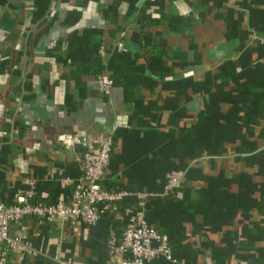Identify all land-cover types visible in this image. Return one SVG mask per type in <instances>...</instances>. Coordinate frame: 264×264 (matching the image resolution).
<instances>
[{
    "label": "crops",
    "instance_id": "obj_1",
    "mask_svg": "<svg viewBox=\"0 0 264 264\" xmlns=\"http://www.w3.org/2000/svg\"><path fill=\"white\" fill-rule=\"evenodd\" d=\"M61 132L111 135L102 186L145 193L173 264H264V0H0L1 202L28 181L36 202L69 199L81 149ZM138 203L90 226L26 217L8 227L23 246L0 249L6 264H118L107 233Z\"/></svg>",
    "mask_w": 264,
    "mask_h": 264
},
{
    "label": "built area",
    "instance_id": "obj_2",
    "mask_svg": "<svg viewBox=\"0 0 264 264\" xmlns=\"http://www.w3.org/2000/svg\"><path fill=\"white\" fill-rule=\"evenodd\" d=\"M115 48L125 52L127 49L121 39L115 41ZM98 53H103L99 47ZM98 88L106 92L112 80L99 74L96 77ZM56 141L63 148L78 146L80 150L81 175L73 182L70 197L52 203H39L32 199L33 181H28L27 188L17 191L10 203L0 201V242L3 247L12 249L23 246L22 236L11 234L8 227L11 223L33 217L47 222L78 221L85 226L93 225L100 217L113 209L127 197L139 201L136 206H129L126 211L124 227L119 234L109 230L106 244L109 259L118 264H144L147 261L165 260L174 263L167 244V236L157 231L145 219V193L125 188H106L101 179L109 162L112 145L111 135H76L61 132ZM179 177L167 174L165 188L178 187ZM6 249H0V264H6Z\"/></svg>",
    "mask_w": 264,
    "mask_h": 264
},
{
    "label": "trees",
    "instance_id": "obj_3",
    "mask_svg": "<svg viewBox=\"0 0 264 264\" xmlns=\"http://www.w3.org/2000/svg\"><path fill=\"white\" fill-rule=\"evenodd\" d=\"M7 252H8V249H6V254H7ZM6 254H5V256H6Z\"/></svg>",
    "mask_w": 264,
    "mask_h": 264
}]
</instances>
